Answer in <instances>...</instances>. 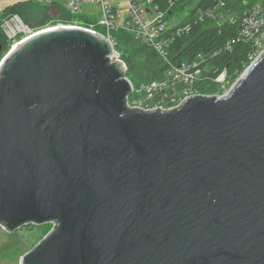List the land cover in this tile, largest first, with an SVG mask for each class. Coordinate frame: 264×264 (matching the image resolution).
Returning a JSON list of instances; mask_svg holds the SVG:
<instances>
[{
	"label": "water",
	"instance_id": "obj_1",
	"mask_svg": "<svg viewBox=\"0 0 264 264\" xmlns=\"http://www.w3.org/2000/svg\"><path fill=\"white\" fill-rule=\"evenodd\" d=\"M111 51L57 27L0 63V225L54 223L22 264H264V52L145 111Z\"/></svg>",
	"mask_w": 264,
	"mask_h": 264
},
{
	"label": "built area",
	"instance_id": "obj_2",
	"mask_svg": "<svg viewBox=\"0 0 264 264\" xmlns=\"http://www.w3.org/2000/svg\"><path fill=\"white\" fill-rule=\"evenodd\" d=\"M28 0H11L9 5ZM49 3L51 10L58 11L57 3L62 0H34ZM181 0H164L165 5L156 0H64L67 11L78 15L88 9V14L97 16L87 26L61 21L39 29H33L19 14L7 15L1 23L2 29L10 42V51L20 42L48 29L57 27L85 28L106 37L112 46L109 54L111 62L120 60L125 65L124 76H127V64L121 52L116 48L113 32L124 29L131 31L142 42L168 64L166 77L153 80L132 88L126 102L130 108L141 110L172 109L180 106L188 97L203 94L204 83H229L227 70L214 71L209 59L218 55L222 49L231 50L234 42H250L253 51L249 54L246 69L264 52V8L262 0H244L246 9L239 18L234 6H227V0H200L194 15L183 17L173 23L170 16L175 15L174 7ZM190 1V0H186ZM253 1L252 4H249ZM189 5H187L188 10ZM194 8V7H192ZM190 14V13H189ZM183 21H185L184 24ZM211 22L215 25L239 24L237 34L228 40L223 48L211 52H198L191 59L172 61V46L175 40L191 31L194 23ZM97 26L102 27L100 31Z\"/></svg>",
	"mask_w": 264,
	"mask_h": 264
},
{
	"label": "trees",
	"instance_id": "obj_3",
	"mask_svg": "<svg viewBox=\"0 0 264 264\" xmlns=\"http://www.w3.org/2000/svg\"><path fill=\"white\" fill-rule=\"evenodd\" d=\"M156 1L165 5L164 0ZM252 3L253 1H250L249 4ZM187 5L188 1L181 0L175 5L174 11H183ZM227 6H234L239 18L246 9L244 0H227ZM46 9L45 6L31 0L7 6L0 13V54L10 47V42L1 26L2 20L7 15L19 14L29 24L35 20L36 22L34 23L41 25L52 19V16L49 14L50 8H48V14L45 12ZM58 13L61 17H73L64 8H59ZM184 23L185 21L181 24ZM238 28L239 24H223L219 26L211 22L194 23L189 33L175 40L172 46L171 60L181 62L191 59L198 52H211L223 48L224 44L237 34ZM113 36L116 48L121 52L122 58L127 64V76L136 87L166 77L168 68L166 61L161 59L147 44L138 39L133 32L120 29L114 31ZM252 51L253 45L250 42L236 41L232 44L231 50L222 49L218 55L210 58L209 62L216 72L227 70L229 79L234 81L249 63V54ZM214 85V83H204L201 90L210 92ZM44 224L46 223H30V227L42 226Z\"/></svg>",
	"mask_w": 264,
	"mask_h": 264
},
{
	"label": "rangeland",
	"instance_id": "obj_4",
	"mask_svg": "<svg viewBox=\"0 0 264 264\" xmlns=\"http://www.w3.org/2000/svg\"><path fill=\"white\" fill-rule=\"evenodd\" d=\"M11 0H0V13L9 6V3ZM34 1V0H31ZM62 1H59L57 5H59V8L66 9L65 3ZM200 0H190L188 2V10L187 8L183 11H175V15L170 16V20L173 23L178 22L183 17H187L190 15L195 14L196 5ZM36 2V1H35ZM39 3V2H37ZM263 8H264V0L261 1ZM41 5L45 6L46 14H48V8H50L52 5L49 3H40ZM194 7V8H192ZM190 13V14H189ZM49 14L52 16V19L45 22L44 24L39 25L35 20L32 21L30 24L33 29H39L41 27L47 26V25H53L57 19L61 21H68L70 23H78L81 25L87 26L88 23H91L93 19H97V16H91L88 14V9L85 10L83 13L78 15H73V17L67 18L66 16L61 17L56 10L49 11ZM99 30H102L101 26H97ZM10 48V47H9ZM9 48L5 51H3L0 54V63L3 60V58L7 55L8 52H10ZM246 68L244 69V71ZM244 71L236 77V79L230 80L228 75L229 83H219V85H214L212 88V91H202L203 94L206 96H223L227 94L231 88L234 86L236 82L241 78ZM54 227V223L46 222V224L42 226H36V227H30V223L23 225L22 227L18 228L17 230L13 232L7 231L3 226L0 225V264H22L23 257L31 252L45 237L48 236V234L52 231Z\"/></svg>",
	"mask_w": 264,
	"mask_h": 264
},
{
	"label": "bare ground",
	"instance_id": "obj_5",
	"mask_svg": "<svg viewBox=\"0 0 264 264\" xmlns=\"http://www.w3.org/2000/svg\"><path fill=\"white\" fill-rule=\"evenodd\" d=\"M48 30H49V29H48ZM43 31H45V30H43ZM41 32H42V31H41ZM39 33H40V32H39ZM25 40H26V39H25ZM25 40H24V41H25ZM22 42H23V41H22ZM22 42H20V43H22ZM20 43H19V44H20ZM17 46H18V45H16L15 48H16Z\"/></svg>",
	"mask_w": 264,
	"mask_h": 264
}]
</instances>
